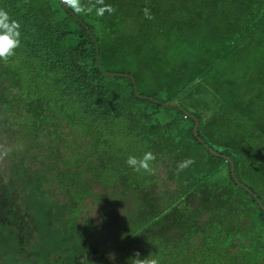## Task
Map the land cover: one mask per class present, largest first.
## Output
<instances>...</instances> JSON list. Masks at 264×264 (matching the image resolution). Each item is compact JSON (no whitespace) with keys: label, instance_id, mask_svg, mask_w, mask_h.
Here are the masks:
<instances>
[{"label":"trees","instance_id":"obj_1","mask_svg":"<svg viewBox=\"0 0 264 264\" xmlns=\"http://www.w3.org/2000/svg\"><path fill=\"white\" fill-rule=\"evenodd\" d=\"M105 3L0 0L22 34L0 60V136H21L0 161V264H264V55L245 57L264 0ZM146 152L154 174L126 164Z\"/></svg>","mask_w":264,"mask_h":264},{"label":"clouds","instance_id":"obj_2","mask_svg":"<svg viewBox=\"0 0 264 264\" xmlns=\"http://www.w3.org/2000/svg\"><path fill=\"white\" fill-rule=\"evenodd\" d=\"M60 3L69 8L75 15H90L95 12L96 16L103 17L105 13L113 14L116 11L112 5L106 4L105 0H87V2H85V0H60ZM144 14L147 19L153 18L148 8L144 9ZM21 35L20 23L17 20L12 19L7 10L0 8V60L7 63L11 57L16 55V49L21 46ZM148 100H152V98ZM197 125L199 126L198 121L196 123V126ZM195 135H197V132ZM211 152L215 155H219L214 151ZM6 155L7 151L0 154V161H3V158ZM155 160L156 156L154 153L146 152L140 158L129 156L126 160V164L136 172L143 171L147 174H154L155 169L152 166V162ZM229 163L234 181H237L238 184L243 187L237 179L235 166L231 159H229ZM193 164H195V160L192 158H187L184 161L179 162L177 164V175ZM5 201L4 193L0 192V203H2V205H0V211H2L6 205V203H4ZM81 215L83 216L82 210ZM112 257H114V255H110V258ZM130 260L132 261V264H158V260L151 255L147 258H140L138 252L135 254V257Z\"/></svg>","mask_w":264,"mask_h":264},{"label":"rangeland","instance_id":"obj_3","mask_svg":"<svg viewBox=\"0 0 264 264\" xmlns=\"http://www.w3.org/2000/svg\"><path fill=\"white\" fill-rule=\"evenodd\" d=\"M254 46L252 45H249L246 50L249 51L248 53H245V57L247 59H251L253 57H257V56H263L264 55V42H262L260 39L258 38H254ZM255 47V48H254ZM119 76H125V75H119ZM244 83H247L245 84V88L247 89H250V91H252L251 87H250V82L249 81H246ZM207 88V96L205 98V100H207L210 95L208 94L209 93V89L208 87H205ZM191 92L189 93H185V96H184V102L186 104V106L192 110L193 112L195 111H199V113H203V114H209V111L205 108V106H201V105H198V104H194V105H188V103L191 101ZM251 96L255 97V95L253 93H251ZM156 108V107H154ZM250 123H253L252 120L250 121H246L244 122L239 130L241 132H243L244 130L246 131H254L255 130V126L251 125ZM254 124V123H253ZM244 126V127H242ZM19 135V133H7V134H1L0 138H1V142H0V154H2L4 151H10L11 149L13 148H16V146L14 147H10L12 145H5L4 142H8L12 139H16V137ZM23 135V134H22ZM24 136V135H23ZM19 139H21V136H18ZM21 142H25V139L22 138V141ZM15 145V144H13ZM78 208L81 209L83 211V217L85 219H88L90 216H94V215H97L98 214V203L96 201H94L92 198H87L85 201H84V205H78ZM94 220V219H93ZM108 235L110 234L109 230L106 229Z\"/></svg>","mask_w":264,"mask_h":264},{"label":"water","instance_id":"obj_4","mask_svg":"<svg viewBox=\"0 0 264 264\" xmlns=\"http://www.w3.org/2000/svg\"><path fill=\"white\" fill-rule=\"evenodd\" d=\"M124 77H129V78H131V79H133L132 77H130V76H128V75H125ZM135 90H137V87L135 86ZM143 99H146V100H148V99H150V98H148V97H143ZM160 105L161 106H168V105H172V106H175L174 104H171V103H169V104H164V103H160ZM197 128H198V125L196 126V128H195V134H196V132H197Z\"/></svg>","mask_w":264,"mask_h":264}]
</instances>
